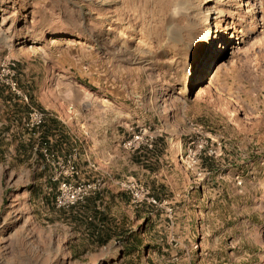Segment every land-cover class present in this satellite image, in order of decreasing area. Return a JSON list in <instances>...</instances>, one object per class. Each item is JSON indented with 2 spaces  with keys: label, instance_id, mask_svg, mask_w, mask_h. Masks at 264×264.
I'll return each mask as SVG.
<instances>
[{
  "label": "rangeland",
  "instance_id": "374dc122",
  "mask_svg": "<svg viewBox=\"0 0 264 264\" xmlns=\"http://www.w3.org/2000/svg\"><path fill=\"white\" fill-rule=\"evenodd\" d=\"M8 62L48 116L14 138L0 108V264H264V0H0ZM44 140L83 202L55 207Z\"/></svg>",
  "mask_w": 264,
  "mask_h": 264
},
{
  "label": "built area",
  "instance_id": "2783aa9c",
  "mask_svg": "<svg viewBox=\"0 0 264 264\" xmlns=\"http://www.w3.org/2000/svg\"><path fill=\"white\" fill-rule=\"evenodd\" d=\"M10 65L4 73L0 75V85L6 87L8 92L24 103L27 106L26 116L22 120V125L30 133L31 136H37L40 134V129L45 123L48 116L45 110L33 106L29 103V99L26 93L20 88L17 79L14 76L13 62H8ZM10 68V69H9ZM4 70V69H3ZM141 139V134L139 131L132 132L131 137L126 143L128 148L136 145ZM48 141L44 140L41 143V153L45 159L48 160L49 157H54V153L50 151L45 145ZM207 141L202 138H197L188 143L186 158L195 166L198 163L199 157L202 154V150L206 145ZM75 153L55 156L53 159L52 167L49 175V179L52 183L56 184V193L53 197L54 205L60 209H68L75 205L76 203L83 202L86 197L94 192L98 186V179L92 180H79L78 179V168L75 160ZM92 168H98L99 165L90 163ZM130 194L132 202H141L145 200L147 203L155 204L156 199L153 196H144L141 191L132 187L130 189Z\"/></svg>",
  "mask_w": 264,
  "mask_h": 264
},
{
  "label": "crops",
  "instance_id": "0c3cea01",
  "mask_svg": "<svg viewBox=\"0 0 264 264\" xmlns=\"http://www.w3.org/2000/svg\"><path fill=\"white\" fill-rule=\"evenodd\" d=\"M16 101L21 102L19 99H15V97L12 96V94H10L8 92L6 87L0 86V108L2 107V111L5 112L4 116L9 119V123H8V125H6V127H7L6 134H8L14 138H16V137L20 138V137H24L26 135L30 136V133L25 132L27 130L25 128H23V126H22V120L24 118L23 114H20V113L15 114L14 113L15 112L14 105H15ZM14 116L15 117L22 116L19 118L21 120L20 124L18 123L19 122L18 120L17 121L15 120V124H14V122L12 121ZM84 132L86 135H89L90 134V128L87 127V129H85Z\"/></svg>",
  "mask_w": 264,
  "mask_h": 264
},
{
  "label": "bare ground",
  "instance_id": "6f19581e",
  "mask_svg": "<svg viewBox=\"0 0 264 264\" xmlns=\"http://www.w3.org/2000/svg\"><path fill=\"white\" fill-rule=\"evenodd\" d=\"M214 9L212 8V9H209V12H207V14H206V17H205V22H206V29H205V39H206V41H209L210 40V38H211V36H212V34H213V31H212V29H211V26H210V24H209V19L211 18V16H212V11H213Z\"/></svg>",
  "mask_w": 264,
  "mask_h": 264
}]
</instances>
